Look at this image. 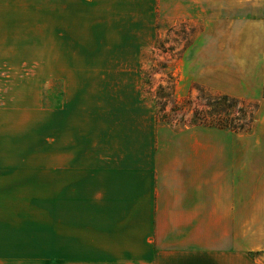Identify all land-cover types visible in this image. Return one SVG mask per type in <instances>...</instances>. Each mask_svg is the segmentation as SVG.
I'll list each match as a JSON object with an SVG mask.
<instances>
[{
	"label": "crops",
	"instance_id": "0c3cea01",
	"mask_svg": "<svg viewBox=\"0 0 264 264\" xmlns=\"http://www.w3.org/2000/svg\"><path fill=\"white\" fill-rule=\"evenodd\" d=\"M243 1L250 15L238 42L263 60L264 0ZM186 5L50 0L41 42L63 85L52 166L66 183L56 197L68 200L51 264H264L263 114L242 135L226 130V142L219 128L191 123L177 142L156 144L133 125L144 102L140 56L154 46L160 16L168 26L186 21ZM12 56L36 73L38 0H0V86H9ZM1 97L0 264H38V96L25 95L19 110Z\"/></svg>",
	"mask_w": 264,
	"mask_h": 264
},
{
	"label": "rangeland",
	"instance_id": "374dc122",
	"mask_svg": "<svg viewBox=\"0 0 264 264\" xmlns=\"http://www.w3.org/2000/svg\"><path fill=\"white\" fill-rule=\"evenodd\" d=\"M168 1L174 2L165 0V3ZM186 3V21L168 26L160 16L154 46L140 56L139 95L144 102H140L133 125H138L141 136L142 130L148 128L149 138L153 133L156 144L177 142L178 129L192 125L195 110L212 109L209 97L215 93L245 101L247 110L254 112L255 124L259 123L260 115L264 116V59L250 56L238 42L244 28L243 18L250 15L244 1L203 0L202 9L195 8L192 0ZM49 20L50 0H38L36 73L29 64L19 65L15 61L17 56H12L10 71L5 76L9 86H0V99L2 94L10 95L11 110H19L25 103L29 106V102L19 101L25 95L38 96V264H51L52 233L57 222L66 217L58 215V208H66L68 201L56 197L58 190H66V183L61 182L58 168L52 166V159L57 158V151H52V110L60 102L63 85L53 72L54 56L50 48L41 42L42 36H50ZM159 94L168 96L156 99ZM173 99L177 104L174 105ZM25 120L29 122L25 118H12L11 122ZM216 130L224 136L219 141L226 142L225 135L229 132ZM69 201L73 209L76 200Z\"/></svg>",
	"mask_w": 264,
	"mask_h": 264
},
{
	"label": "trees",
	"instance_id": "16d2710c",
	"mask_svg": "<svg viewBox=\"0 0 264 264\" xmlns=\"http://www.w3.org/2000/svg\"><path fill=\"white\" fill-rule=\"evenodd\" d=\"M166 96L168 95L159 94L158 96L156 95V99ZM175 104L177 103L175 102ZM209 104H211L212 109L203 112L195 110V119L191 120L190 123L236 132L248 131L250 129L254 112L247 110L248 105L245 101L225 93H215L209 97ZM179 107L181 108L180 105Z\"/></svg>",
	"mask_w": 264,
	"mask_h": 264
}]
</instances>
